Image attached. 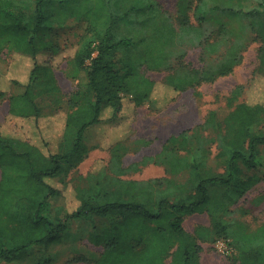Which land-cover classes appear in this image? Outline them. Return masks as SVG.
Returning <instances> with one entry per match:
<instances>
[{
  "label": "trees",
  "instance_id": "1",
  "mask_svg": "<svg viewBox=\"0 0 264 264\" xmlns=\"http://www.w3.org/2000/svg\"><path fill=\"white\" fill-rule=\"evenodd\" d=\"M209 1L177 0L174 17L157 0H34L33 11L20 0H0V61L4 55L11 57L7 75L0 72V100L9 101V120L34 123L36 137L39 120L63 121L52 153L47 142L39 145L30 137L6 135L0 122V264L21 261L33 248L52 247L71 222L93 218L108 222L100 230L94 226L89 236L90 244L102 252L93 263L81 255L71 264H202L201 243L218 240L231 246L230 264H264V225L249 232L225 222L224 202L212 204L210 193L237 185L241 197L258 184V178L246 179L244 172L260 163L264 100L238 104L223 126L212 112L204 125L171 136L159 154L144 160L164 166L173 177L186 175L185 182L122 179L127 173L124 156L150 143L129 140L130 132L118 134L109 147V167L87 178L77 176L74 186L68 180L102 143L94 138L98 134L89 132L98 127L109 132L128 102L134 110L154 105L164 93L179 95L229 76L241 63L244 40L214 65L196 68L186 61L189 49H201L205 56L219 53L218 42L209 44L204 34ZM210 9L233 23L249 21L244 31L260 44L252 83L264 81V0L259 10L247 13ZM216 32L219 37L233 33L222 24ZM60 57L71 58L79 81L69 96L54 72ZM143 68L166 76L156 82ZM13 88L21 91L11 94ZM241 95L236 90L232 101ZM205 132L216 135L209 138ZM213 145L221 172L210 165ZM70 188L77 207L56 217V199H66ZM197 214H209L212 223L191 234L184 222Z\"/></svg>",
  "mask_w": 264,
  "mask_h": 264
},
{
  "label": "rangeland",
  "instance_id": "2",
  "mask_svg": "<svg viewBox=\"0 0 264 264\" xmlns=\"http://www.w3.org/2000/svg\"><path fill=\"white\" fill-rule=\"evenodd\" d=\"M157 1L170 15L176 16L177 0ZM20 2L27 11L35 9L34 0H20ZM261 2L262 0H210L209 7L247 13L259 10ZM210 8L206 10L208 21L204 26V34L209 44L218 42L219 53L214 56H205L201 49H189L186 61L196 68L214 65L228 54L236 52V42L244 40L243 48L240 51L241 63L229 76L219 78L212 83L201 84L179 95L164 93L155 101L154 105L146 104L134 110L128 102L124 115H121L114 124L109 125L111 127L109 132L99 129L98 126L93 132H89V134H98L94 138L102 141V143L89 151L78 172L69 177L68 180L73 186L77 176L87 178L91 173L110 166L111 153L108 149L118 137L117 135L122 134V132H130L129 140L131 141L145 140L150 142L148 146L143 147L138 152L124 156L122 166L127 170V173L121 177L122 179L148 181L169 177L185 182L186 175L173 177L167 173L164 166L153 163L146 164L144 160L154 158L159 154L171 136L204 125L210 113H216L219 124L223 126L225 118L238 104L264 100V81L252 83L256 80L254 72L259 63L258 50L260 44L244 31V25L249 21L245 19L233 23L226 14L220 12L214 14L210 12ZM220 24L233 32L232 35L219 37L216 31ZM72 54L73 52H70L66 56ZM10 63L11 57L4 55L0 61L2 74L7 75ZM54 64L55 76L63 94L69 96L77 91L79 81L71 58L60 57L55 60ZM142 72L146 77L156 82H161L166 76L164 71H153L147 68H143ZM238 89H241L242 95L239 99L232 101L233 93ZM19 91L21 89L13 88L11 94ZM0 120L4 124L2 126L6 135L14 133L22 138L30 137V141L39 145H45L47 142L49 144L47 151L51 153L56 151L58 139L63 129L62 117L39 120L40 130L38 133L40 135L36 137L34 134L37 133V130L34 123L15 119L9 120V101L4 99L0 100ZM99 135L104 136L103 139ZM205 135L214 138L216 133L205 132ZM217 154L216 146L213 145L210 165L221 172L222 164L216 159ZM259 162V166L255 170L244 172V178H258L259 182L243 196L238 197V191L241 188L237 185L227 188H214L210 192L213 200H215L212 204L218 203V201L225 204L227 212L222 216L223 220L237 228H245L249 232H255L264 225V147L260 149ZM51 184L60 186L56 181H51ZM231 199H233L232 202H230ZM76 201L75 194L70 188L66 199H56V217L67 211L70 213L74 211L77 207ZM211 207L213 206L211 205ZM211 223L212 218L209 214H197L187 217L184 227L186 231L194 234L199 226L210 227ZM106 225H108L107 221L98 218L73 221L59 243L48 248H33L25 259L11 264H71L70 261L73 258L81 255L88 257L90 263H93L102 250L90 244L89 236L93 233L94 226L100 230ZM201 245L203 247L202 264H230L233 251L225 240H218L215 243H201ZM227 250H229V254H227Z\"/></svg>",
  "mask_w": 264,
  "mask_h": 264
},
{
  "label": "crops",
  "instance_id": "3",
  "mask_svg": "<svg viewBox=\"0 0 264 264\" xmlns=\"http://www.w3.org/2000/svg\"><path fill=\"white\" fill-rule=\"evenodd\" d=\"M13 120V119H12ZM16 120V119H15ZM0 122H1V120H0ZM1 124H2V122H1ZM2 125H4V124H2ZM0 180H1V172H0Z\"/></svg>",
  "mask_w": 264,
  "mask_h": 264
},
{
  "label": "built area",
  "instance_id": "4",
  "mask_svg": "<svg viewBox=\"0 0 264 264\" xmlns=\"http://www.w3.org/2000/svg\"><path fill=\"white\" fill-rule=\"evenodd\" d=\"M233 251V250H232ZM230 252H229V250H227V254H229Z\"/></svg>",
  "mask_w": 264,
  "mask_h": 264
}]
</instances>
